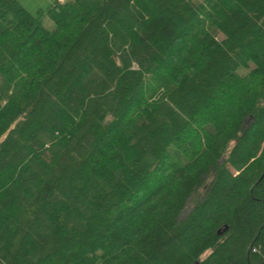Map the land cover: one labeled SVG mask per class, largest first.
<instances>
[{
  "label": "trees",
  "instance_id": "obj_1",
  "mask_svg": "<svg viewBox=\"0 0 264 264\" xmlns=\"http://www.w3.org/2000/svg\"><path fill=\"white\" fill-rule=\"evenodd\" d=\"M0 264H264V0H0Z\"/></svg>",
  "mask_w": 264,
  "mask_h": 264
},
{
  "label": "rangeland",
  "instance_id": "obj_2",
  "mask_svg": "<svg viewBox=\"0 0 264 264\" xmlns=\"http://www.w3.org/2000/svg\"><path fill=\"white\" fill-rule=\"evenodd\" d=\"M53 0H21V2L23 4L26 5V7L32 11V12H35L38 8H46L50 5V3L52 2ZM61 1H65V0H61ZM44 23L45 25L49 28V29H53L55 27V24L53 22V20L49 17H46L45 20H44ZM248 68H240L239 71L241 73H244L247 71ZM206 184V183H205ZM204 189H205V185H203L202 187H200L198 189V194L196 195L195 199L196 198H199L200 194L204 192ZM191 203L190 201L188 202L187 204V207L185 208L184 210V214H186L187 212H189L190 208H191Z\"/></svg>",
  "mask_w": 264,
  "mask_h": 264
},
{
  "label": "water",
  "instance_id": "obj_3",
  "mask_svg": "<svg viewBox=\"0 0 264 264\" xmlns=\"http://www.w3.org/2000/svg\"><path fill=\"white\" fill-rule=\"evenodd\" d=\"M227 228V227H226Z\"/></svg>",
  "mask_w": 264,
  "mask_h": 264
}]
</instances>
